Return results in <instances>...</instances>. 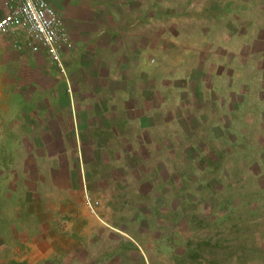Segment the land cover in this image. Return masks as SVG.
<instances>
[{"label": "rangeland", "instance_id": "obj_1", "mask_svg": "<svg viewBox=\"0 0 264 264\" xmlns=\"http://www.w3.org/2000/svg\"><path fill=\"white\" fill-rule=\"evenodd\" d=\"M48 2L103 107L0 80V264H264V5Z\"/></svg>", "mask_w": 264, "mask_h": 264}, {"label": "crops", "instance_id": "obj_2", "mask_svg": "<svg viewBox=\"0 0 264 264\" xmlns=\"http://www.w3.org/2000/svg\"><path fill=\"white\" fill-rule=\"evenodd\" d=\"M5 1L6 0H0V16L5 11V8H6ZM257 4L261 8V4L264 5V0L263 1L257 0ZM263 12H264V7H263ZM259 28L261 29V33H262L261 36L264 39V20L263 19L261 20L259 24ZM23 42H24V37H19V39H16L14 35L10 33L8 34L0 33V80H1V85L2 86L4 85V87L6 86L7 89H10L7 83L10 84L11 81H13L12 80L13 78H11V76L13 75L14 71L18 72V69H19L23 73L22 77L24 79L23 83L25 85V86H22V89H19L20 91H22V93L23 91H25L24 93H28V92L33 93L39 89L41 90V89L47 88L48 91L51 89L50 85L49 86L44 85L43 79L40 78V73H43L45 76H47V79L49 78V80L52 82V88L56 86L57 88H60V86L58 87L57 85L58 84V79L56 78L57 72L55 68L50 67V64L52 61H51V58L48 56V54L45 53L44 51L43 52H32L23 44ZM82 48L79 47L78 49H82ZM61 55H62V57L60 56L61 61L63 64H65L66 72H67L66 76H64L65 82L67 81L68 77L70 78L72 83H74L73 81H75V83L73 84L74 94H76L77 102L80 105L79 110H76V116H78L79 113L83 117L86 116L84 112L85 111L87 112L89 105H91L92 107H96V106L103 107L100 103V100L98 99L99 95H97L96 93L97 91L102 90L105 83L101 79H97V76H92V75H91L92 76L91 78H89V76H86L83 79L82 77L84 76L80 71H77L80 77L77 76L78 79L73 78L72 77L73 75L72 71H74L73 66L70 67V65L67 63L64 53ZM258 58L264 61L263 60L264 59V47H263L262 53L260 54V57ZM81 68H82L81 65L76 67V69H81ZM29 76H32L33 79L38 81V83H36L37 82L36 81L34 84L29 83L27 85V83L29 82L28 81ZM144 92H146V90H144ZM65 96H66V92L64 94V97ZM40 100L42 99L40 98ZM141 100H138V102L140 101L145 102L144 100L147 101V98L143 97V99ZM45 102H47L49 107L55 108L56 103L51 105L50 101H45ZM113 107L115 106L113 105ZM108 111H109L108 114L114 113V110H108ZM110 120L111 121L109 122V124L111 128L117 129L116 124L118 123V121H113V119H110ZM104 122H105V119L103 118V116H101L97 123L101 125V123H104ZM85 123L86 122H84V126H85ZM102 130L103 132L106 131L105 126L102 127Z\"/></svg>", "mask_w": 264, "mask_h": 264}, {"label": "built area", "instance_id": "obj_3", "mask_svg": "<svg viewBox=\"0 0 264 264\" xmlns=\"http://www.w3.org/2000/svg\"><path fill=\"white\" fill-rule=\"evenodd\" d=\"M0 16V33L24 37L32 52H45L62 69L60 48L67 43L61 16L48 0H6Z\"/></svg>", "mask_w": 264, "mask_h": 264}]
</instances>
